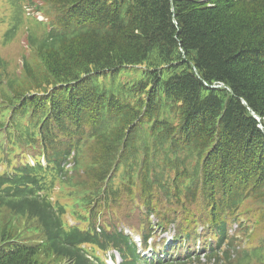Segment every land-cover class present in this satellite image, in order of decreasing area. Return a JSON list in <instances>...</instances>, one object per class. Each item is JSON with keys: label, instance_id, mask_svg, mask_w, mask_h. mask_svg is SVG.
Returning <instances> with one entry per match:
<instances>
[{"label": "trees", "instance_id": "16d2710c", "mask_svg": "<svg viewBox=\"0 0 264 264\" xmlns=\"http://www.w3.org/2000/svg\"><path fill=\"white\" fill-rule=\"evenodd\" d=\"M42 1L50 29L29 32L32 56L0 103V264H99L83 243L135 264L104 226L112 211L129 219L134 196L181 219L191 244L203 223L209 259L224 242L222 264H264V226L243 248L227 237L239 212L264 224V0ZM53 183L72 200L57 215L39 195ZM68 207L87 228L66 226Z\"/></svg>", "mask_w": 264, "mask_h": 264}, {"label": "rangeland", "instance_id": "374dc122", "mask_svg": "<svg viewBox=\"0 0 264 264\" xmlns=\"http://www.w3.org/2000/svg\"><path fill=\"white\" fill-rule=\"evenodd\" d=\"M12 9H17L18 10V13H16L15 11H11L8 8V6H7V0H0V13L1 14H4V15L6 14V17L8 15L9 20L12 21V22H21L22 24H25L26 25V16L24 15V12H23L22 8L19 5H15V7L12 8ZM5 28H6V24H3V25L0 26V34L5 30ZM9 39H10V37L7 38L6 40H9ZM21 47H23V46L20 45V44H17L16 45V48H15V51L17 52L19 49H21ZM15 51H12L11 48L8 46V47H6V48H4L2 50V55H3V57H5L8 60L13 59L14 61H18L19 58H14ZM136 74H138V71H136ZM23 222H25V219H20L19 218V219H17L15 221V223H20V224H23ZM162 235H163V233L161 234V236ZM203 235L204 234L202 233V237H203ZM254 235L250 238V241L251 242H253ZM37 237H38L37 235H35L34 237L26 236V241H34ZM209 239H210V236H206V237H204L202 239L201 242L202 243H208L209 242ZM232 259H235V258L233 257Z\"/></svg>", "mask_w": 264, "mask_h": 264}]
</instances>
